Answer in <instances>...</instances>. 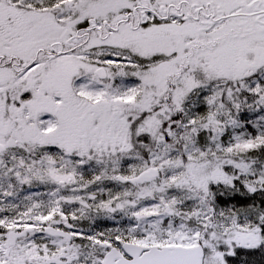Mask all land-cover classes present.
I'll return each instance as SVG.
<instances>
[{
  "label": "snow or ice",
  "instance_id": "snow-or-ice-1",
  "mask_svg": "<svg viewBox=\"0 0 264 264\" xmlns=\"http://www.w3.org/2000/svg\"><path fill=\"white\" fill-rule=\"evenodd\" d=\"M0 264H264V0H0Z\"/></svg>",
  "mask_w": 264,
  "mask_h": 264
}]
</instances>
